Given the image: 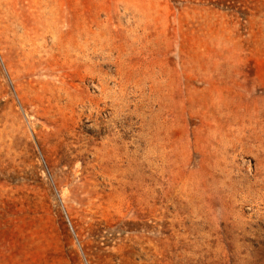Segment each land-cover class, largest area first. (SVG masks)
I'll return each instance as SVG.
<instances>
[{"label":"rangeland","instance_id":"rangeland-1","mask_svg":"<svg viewBox=\"0 0 264 264\" xmlns=\"http://www.w3.org/2000/svg\"><path fill=\"white\" fill-rule=\"evenodd\" d=\"M0 264H264V0H0Z\"/></svg>","mask_w":264,"mask_h":264}]
</instances>
